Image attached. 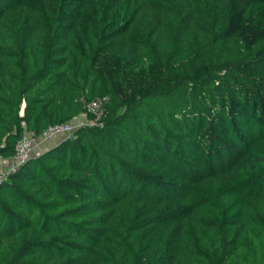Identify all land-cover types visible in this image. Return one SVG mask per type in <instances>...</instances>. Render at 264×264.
Wrapping results in <instances>:
<instances>
[{
    "label": "trees",
    "instance_id": "1",
    "mask_svg": "<svg viewBox=\"0 0 264 264\" xmlns=\"http://www.w3.org/2000/svg\"><path fill=\"white\" fill-rule=\"evenodd\" d=\"M80 114L0 182V264H264V0H0V155Z\"/></svg>",
    "mask_w": 264,
    "mask_h": 264
},
{
    "label": "built area",
    "instance_id": "2",
    "mask_svg": "<svg viewBox=\"0 0 264 264\" xmlns=\"http://www.w3.org/2000/svg\"><path fill=\"white\" fill-rule=\"evenodd\" d=\"M106 96L96 97L87 103L86 108L93 115V120H97L103 113V103L106 101ZM88 120L74 122L66 120L59 123H54L45 128L38 136H34L27 129H23L20 133L12 154L8 157V162L3 169H0V182L5 180L8 175L14 172L21 163H23L31 154L35 143L41 142L48 144L54 141L56 136H67L73 129Z\"/></svg>",
    "mask_w": 264,
    "mask_h": 264
},
{
    "label": "crops",
    "instance_id": "3",
    "mask_svg": "<svg viewBox=\"0 0 264 264\" xmlns=\"http://www.w3.org/2000/svg\"><path fill=\"white\" fill-rule=\"evenodd\" d=\"M78 117V116H77ZM76 118V117H75ZM74 118V119H75ZM59 138H61V136H56L54 141L55 142L56 140H58ZM50 143L48 144H43L41 142H38L34 144L33 148H32V151H31V154L30 155H34V154H37L39 153L45 146L49 145ZM8 162V157L7 156H1L0 155V169H3L6 164Z\"/></svg>",
    "mask_w": 264,
    "mask_h": 264
},
{
    "label": "rangeland",
    "instance_id": "4",
    "mask_svg": "<svg viewBox=\"0 0 264 264\" xmlns=\"http://www.w3.org/2000/svg\"><path fill=\"white\" fill-rule=\"evenodd\" d=\"M74 122H79V121H84L85 120V116L84 114H80L78 115V117H76L75 119H72Z\"/></svg>",
    "mask_w": 264,
    "mask_h": 264
}]
</instances>
